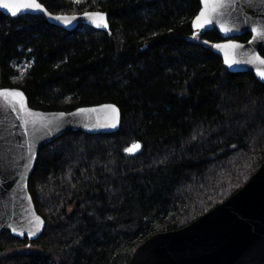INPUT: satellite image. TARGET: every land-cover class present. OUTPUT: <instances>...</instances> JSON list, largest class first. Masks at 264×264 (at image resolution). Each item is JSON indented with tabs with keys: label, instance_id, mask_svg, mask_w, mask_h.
Instances as JSON below:
<instances>
[{
	"label": "trees",
	"instance_id": "16d2710c",
	"mask_svg": "<svg viewBox=\"0 0 264 264\" xmlns=\"http://www.w3.org/2000/svg\"><path fill=\"white\" fill-rule=\"evenodd\" d=\"M40 1L105 10L111 33L0 11V87L22 88L43 110L113 102L122 122L40 148L29 189L45 229L35 240L3 232L0 264H128L152 234L196 220L261 166L264 82L227 68L217 30L192 27L200 0ZM22 59L31 67L15 80ZM136 141L142 149L127 152ZM26 244L39 249L9 251Z\"/></svg>",
	"mask_w": 264,
	"mask_h": 264
},
{
	"label": "water",
	"instance_id": "95a60500",
	"mask_svg": "<svg viewBox=\"0 0 264 264\" xmlns=\"http://www.w3.org/2000/svg\"><path fill=\"white\" fill-rule=\"evenodd\" d=\"M5 2L16 3L18 0H0V11L9 16L42 15L50 23L68 31L88 25L111 33L109 14L102 9L53 12L37 0L42 9H22L13 15L12 10L3 7ZM223 2L224 7L206 17L209 23L196 27V17L204 9V0H200L201 7L192 20V27L199 32L217 30L222 40L214 42L213 49L227 68L232 72L252 71L264 82V77L259 75L264 72V63L256 59L257 56L264 59L261 53L264 38L253 31L264 32V0ZM91 12L104 13L108 27H96L84 15ZM56 17H65L68 23ZM246 32L251 33L249 40H239L238 37ZM229 43L241 47H224ZM226 60L236 62L229 64ZM3 89L23 92L27 109L37 115L29 118L35 120V124H25V114L5 105L0 98V235L9 231L21 239L35 240L46 226L29 189L40 148L69 130L93 134L116 132L121 126L122 113L113 102L81 105L72 110L38 109L30 105L22 88L0 87ZM103 105H115L119 110L118 118L112 119V110L103 108ZM78 109L96 111L81 113ZM134 145L139 147L134 148ZM130 148L133 150L127 151ZM141 149V142L136 141L126 151L135 154ZM128 264H264V161L242 188L196 220L178 229L158 231L144 240L135 248Z\"/></svg>",
	"mask_w": 264,
	"mask_h": 264
},
{
	"label": "snow or ice",
	"instance_id": "6c2138e0",
	"mask_svg": "<svg viewBox=\"0 0 264 264\" xmlns=\"http://www.w3.org/2000/svg\"><path fill=\"white\" fill-rule=\"evenodd\" d=\"M225 4L223 0H204V9L200 12V14L196 17L195 25L196 27H203L205 23H209L210 20L206 19V17L210 16V14L215 13L218 8L224 7ZM4 8H8L12 10L13 15H15L17 12H19L22 9H33V10H40L43 8V6L37 2V0H18L16 3H3ZM86 17L90 19V21L95 24L96 27H108L106 15L102 12H91V13H85ZM56 19L64 20L65 23H68V20L65 17H56ZM73 19H75L73 17ZM203 21V22H202ZM225 31H228V29H225ZM254 32L258 33V36L261 38H264V32H260L258 29H253ZM256 39V37H254ZM218 47H220L218 45ZM224 47H230V48H238L241 47L238 44L229 43L228 45H225ZM256 59L260 60L261 63H264V59H261L260 57H256ZM236 61L232 60H226V63L232 64ZM259 75L261 77H264V72H260ZM0 98L3 99L4 104L12 107L13 110H20L25 114V124H28L29 122H32L33 124L36 123L35 120H31L29 118L36 116L37 114L33 113L30 109H27L25 98L23 92L19 90L14 89H3L0 90ZM105 109H111L113 116L112 119L118 118V112L119 110L116 108L115 105H103L102 106ZM78 112H87V111H96V109H78ZM61 115H63L61 113ZM115 127V124L112 125ZM139 145H134V148H138ZM133 149H127V151H132ZM37 220L39 218L37 217ZM42 223V221H41Z\"/></svg>",
	"mask_w": 264,
	"mask_h": 264
},
{
	"label": "rangeland",
	"instance_id": "374dc122",
	"mask_svg": "<svg viewBox=\"0 0 264 264\" xmlns=\"http://www.w3.org/2000/svg\"><path fill=\"white\" fill-rule=\"evenodd\" d=\"M74 3L77 4V6H80L83 2L87 1V0H71ZM89 9V7H86L85 10ZM80 8L76 7L74 10L71 11H61V12H66V13H74V12H80ZM87 26L86 28L89 29H94L95 31H99L95 28H92L91 26L85 25ZM31 61L25 59V60H20V61H16L13 63V68L16 70L17 72V77H15V80L18 77H21L23 74H25V72L31 67ZM38 247L32 244H26L23 246H19V247H15L13 249H10V252H24V251H38Z\"/></svg>",
	"mask_w": 264,
	"mask_h": 264
}]
</instances>
